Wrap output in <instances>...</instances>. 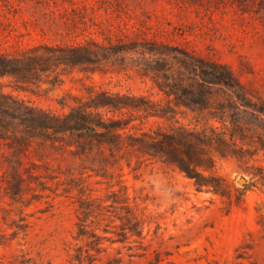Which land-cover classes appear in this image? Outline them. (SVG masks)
<instances>
[{"label":"rangeland","instance_id":"obj_1","mask_svg":"<svg viewBox=\"0 0 264 264\" xmlns=\"http://www.w3.org/2000/svg\"><path fill=\"white\" fill-rule=\"evenodd\" d=\"M74 47L86 63L58 64ZM32 58L27 82L0 76V264H79L80 204L102 238L93 264H264V0H0V65ZM197 62L233 89L199 90ZM78 106L119 136L26 133L17 119ZM183 131L203 140L219 193L139 143ZM120 188L142 239L111 243L123 239Z\"/></svg>","mask_w":264,"mask_h":264},{"label":"trees","instance_id":"obj_2","mask_svg":"<svg viewBox=\"0 0 264 264\" xmlns=\"http://www.w3.org/2000/svg\"><path fill=\"white\" fill-rule=\"evenodd\" d=\"M148 51L159 54L162 53L157 50ZM87 54L85 48L74 47L68 49L65 54L55 59L58 64L65 65L68 68H77L82 67L86 63L85 57ZM29 60L31 61L23 62L21 59L3 60L0 65V76L17 77V83L27 82V78H24L22 71L25 73L33 69V58ZM194 67L195 71H199L200 73L197 76L200 81H196L199 90H204L208 87H232L233 89L232 85L235 82L230 74L221 69V67L207 65L203 62H197ZM20 75L22 76L20 77ZM17 119L23 122V128L26 133L49 131L54 134L69 133L84 139L98 137L102 139V141H107L105 142L106 144L112 143L111 139H116V137L119 136L118 131L122 129L118 128V126H114L112 123L105 124L101 118L88 112L82 106L70 108L69 112L62 117H47L39 112L36 115L30 116L21 112V116ZM11 124L13 125V122L7 125ZM2 127L4 129L6 128L4 126ZM201 136L203 137L205 135ZM148 139H151L152 143L162 149L164 161L167 164L175 166L187 178L193 180L197 191L205 189L213 193H219V182L221 179L213 174H203V172L209 171L212 167L205 164L209 161L207 156L201 151L199 152L200 145L204 143L199 134L183 131L179 132L177 136H162L160 139L143 134L141 138H139V143L144 145ZM194 144L198 145V147H195ZM24 184V179L21 176H16L15 185H13L11 190L12 194H10L12 199L22 191ZM111 195L112 204L119 205V208L125 211L126 215L118 218L121 222V234L119 235L122 236L123 239L121 240L118 238L110 242L122 243L124 240L128 239V233L129 237L136 236L142 239V223L136 218L132 209L127 205L129 199L123 191V188H120L118 192H112ZM78 210L81 216H78V221L76 223L77 230L73 238L75 241L84 242L85 249L77 247L75 249V254L71 257L75 258L79 264H93V261L96 259L95 255L103 251L101 247L102 238L96 235L93 230L87 229V220L91 211L90 205L82 206V204H80ZM91 251H94L95 255L91 254Z\"/></svg>","mask_w":264,"mask_h":264},{"label":"water","instance_id":"obj_3","mask_svg":"<svg viewBox=\"0 0 264 264\" xmlns=\"http://www.w3.org/2000/svg\"><path fill=\"white\" fill-rule=\"evenodd\" d=\"M238 183H239V184H243V183H244V180H243V179H240V180L238 181Z\"/></svg>","mask_w":264,"mask_h":264}]
</instances>
